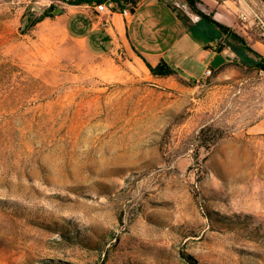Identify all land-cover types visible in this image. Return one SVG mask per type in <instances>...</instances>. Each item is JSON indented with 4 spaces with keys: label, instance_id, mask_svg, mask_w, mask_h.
I'll use <instances>...</instances> for the list:
<instances>
[{
    "label": "rangeland",
    "instance_id": "rangeland-1",
    "mask_svg": "<svg viewBox=\"0 0 264 264\" xmlns=\"http://www.w3.org/2000/svg\"><path fill=\"white\" fill-rule=\"evenodd\" d=\"M62 4L0 0V264H264L254 55L184 84L121 48L85 53ZM162 20L141 23L152 50L176 36Z\"/></svg>",
    "mask_w": 264,
    "mask_h": 264
},
{
    "label": "crops",
    "instance_id": "crops-1",
    "mask_svg": "<svg viewBox=\"0 0 264 264\" xmlns=\"http://www.w3.org/2000/svg\"><path fill=\"white\" fill-rule=\"evenodd\" d=\"M199 1L198 7L204 13H211L220 24L232 28L243 37L247 45L264 57V39L251 23L239 21L236 15L239 10L262 8L263 0ZM86 6L87 4H62L56 17L62 22L65 36L77 42L85 53L90 55L103 56L115 48H121L126 53L135 55L143 64L134 52L152 67L164 62L167 66L177 69L178 75L184 80L202 81L206 78L204 72L208 68L212 72L220 70L228 62L237 59L238 52H248L201 20L198 21L199 26L190 28L169 6L158 0H140L128 17H123L117 12L111 15L92 12L86 9ZM163 18L174 26L176 36L170 42L167 38L165 46L159 50H152L146 46L149 42L157 43V39L146 30L147 39H141V23L146 21L149 26L155 28L162 24ZM217 56L219 59L223 58L222 63ZM216 60L218 65L213 67L212 64ZM193 75L198 77L192 78ZM166 78L169 79L170 76Z\"/></svg>",
    "mask_w": 264,
    "mask_h": 264
},
{
    "label": "trees",
    "instance_id": "trees-1",
    "mask_svg": "<svg viewBox=\"0 0 264 264\" xmlns=\"http://www.w3.org/2000/svg\"><path fill=\"white\" fill-rule=\"evenodd\" d=\"M65 2L68 5H79V4H90L92 2H102L104 0H60ZM116 3L118 8L123 7L126 4H132V5H136L140 0H112ZM159 2H163L165 3L167 6H169V8L176 13V15L180 18V20L182 22L189 19L188 16H186V14H184L181 10H179L178 8H176L172 2V0H158ZM181 2L183 4H185L186 8L189 10V12H191L192 14H194L195 16H197L199 18V20L203 21V23L215 28L218 30V32H220V34H222L223 36L227 37L228 39H230L231 41L237 43V45H239L241 48L247 50L248 52L252 53L254 55V57L257 59V63H256V67H258L259 69H264V57L259 54L258 52H256L252 47H250L249 45H247V43L244 41L243 37L239 36L237 34V32H235L232 28L222 25L220 24V22L216 21V19L213 17V15L210 14H206L203 12V10H201L198 7V2H200L199 0H181ZM33 15V14H32ZM32 15H26L25 14V19L27 21V26H34L35 24H37L38 22H40L41 20H43L45 17H51L52 11L51 8H46L44 9L40 14L36 15V16H32ZM143 62L144 64L147 66V68H149L150 73L156 76H173L175 77L179 82L186 84L188 81L184 80L182 77H180L178 75L177 69H173L169 66H167L164 62L163 64H165V69L163 70H159V71H155L159 65L152 67L150 65L149 62H147L142 56H140L137 52H134ZM191 82H195L196 80H190ZM204 132V129L201 130V133Z\"/></svg>",
    "mask_w": 264,
    "mask_h": 264
},
{
    "label": "built area",
    "instance_id": "built-area-1",
    "mask_svg": "<svg viewBox=\"0 0 264 264\" xmlns=\"http://www.w3.org/2000/svg\"><path fill=\"white\" fill-rule=\"evenodd\" d=\"M89 8L93 11L104 14L111 15L114 12L121 14L123 17H128L131 13V9L135 6L132 4H126L121 8H118L116 3L112 0H104L102 2H92L87 4ZM237 16L239 21L241 22H249L255 28V30L259 33V35L264 39V13L261 9H257L255 7H251L247 10H239L237 12ZM211 69L208 68L204 74L206 76L210 75Z\"/></svg>",
    "mask_w": 264,
    "mask_h": 264
},
{
    "label": "water",
    "instance_id": "water-1",
    "mask_svg": "<svg viewBox=\"0 0 264 264\" xmlns=\"http://www.w3.org/2000/svg\"><path fill=\"white\" fill-rule=\"evenodd\" d=\"M131 11H134V9L132 8ZM22 28H24V26ZM165 66H166L165 64H160L159 67L155 71L157 72L159 70H163L165 69Z\"/></svg>",
    "mask_w": 264,
    "mask_h": 264
}]
</instances>
